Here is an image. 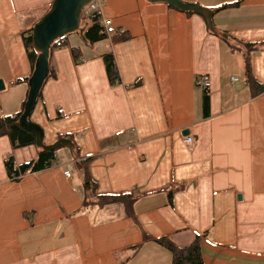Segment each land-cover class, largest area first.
Instances as JSON below:
<instances>
[{
  "label": "crops",
  "instance_id": "1",
  "mask_svg": "<svg viewBox=\"0 0 264 264\" xmlns=\"http://www.w3.org/2000/svg\"><path fill=\"white\" fill-rule=\"evenodd\" d=\"M54 1L0 0V118L18 115L27 100L28 84L13 83L31 73L22 32ZM182 1L210 10L228 38L203 17L165 4L99 0L102 19L129 39L114 43L117 34H109L91 45L78 31L50 53V78L31 122L48 146L71 136L74 151L67 147L53 168L13 183L6 157L22 164L38 151H13L0 138V264H173L159 240L187 247L197 237L205 264H264V95L251 94L244 46L256 44L252 69L264 84V0ZM107 53L116 60L117 86ZM204 75L208 117L197 85ZM88 159L93 191L81 164ZM95 191L132 193V215L128 199L100 205Z\"/></svg>",
  "mask_w": 264,
  "mask_h": 264
},
{
  "label": "trees",
  "instance_id": "2",
  "mask_svg": "<svg viewBox=\"0 0 264 264\" xmlns=\"http://www.w3.org/2000/svg\"><path fill=\"white\" fill-rule=\"evenodd\" d=\"M170 8V7H169ZM172 9V8H170ZM188 16H194V13H186ZM102 17L98 12H87L82 16L81 22V31L84 34L85 40L93 45L99 43L108 38V33L104 25L102 24ZM85 26L84 29L82 27ZM33 28L23 31L22 37L24 41V45L27 51V55L29 58L30 66H31V73L28 77L24 79H18L13 83L15 85H21L23 83H29L30 78L34 72L36 60L38 58V52L34 49L33 46V36H32ZM117 34V32H116ZM115 35V34H114ZM67 37V36H66ZM63 39H59L57 43L63 45ZM129 39V36L126 33H119L113 37L114 43H122ZM256 44L253 43H246L244 46L249 51V56L245 58V66H246V81L251 91L253 97H258L264 95V84L259 82L253 74L252 63H251V53L253 49H256ZM57 48L56 44L52 47L51 53L53 50ZM75 58L78 60L79 52L78 50L74 49L73 51ZM103 62L105 64L109 82L112 86H117L121 84V77L119 74V70L116 64L115 57L112 53H107L102 56ZM50 78V77H49ZM48 81V80H47ZM46 81V82H47ZM46 84V83H45ZM140 83H136L135 86H138ZM208 90H205V94L203 97V108L205 116H209L210 111V96ZM42 92L40 94L38 102L42 99ZM26 101L23 105L21 112L14 116V117H1L0 118V138L1 137H8L13 146V151H17L20 149H24L27 147H35L38 151L37 158L26 163L18 164L13 156V153L9 154L5 161L4 165L7 171L8 178L11 182L17 183L20 182L25 176L29 174H36L42 171L49 170L55 166L58 161L56 151H47L43 148H39L36 145V138L26 131L20 125V117L24 112ZM68 138H72L69 135H60L57 142L61 140H65ZM56 142V143H57ZM69 147V146H67ZM78 151V148H76ZM77 159H80V156H77ZM91 159L86 161L82 160L81 164L86 167L85 171V181L86 184H90L92 186V191L94 189V180L91 177L88 171V165ZM96 194V191H95ZM97 199L99 200L100 205H108V204H115L123 199H128L126 202L128 206L129 215H132L131 207L133 204V196L132 193L127 194H118V195H97ZM88 203L85 202V208H87ZM159 243L167 248L173 255V264H205L203 261L202 255V248H201V240L197 237L193 244L187 247H179L176 244L172 243L166 238H162L159 240Z\"/></svg>",
  "mask_w": 264,
  "mask_h": 264
},
{
  "label": "water",
  "instance_id": "3",
  "mask_svg": "<svg viewBox=\"0 0 264 264\" xmlns=\"http://www.w3.org/2000/svg\"><path fill=\"white\" fill-rule=\"evenodd\" d=\"M93 0H55L51 9L33 27V46L38 52L34 72L29 80V92L20 117V125L36 138V145L47 151H56L64 146H70L74 151L72 142L68 139L61 140L53 145L45 144V132L41 126L31 122V117L38 104L40 94L50 76V53L52 45L59 39L75 32L81 31L82 13ZM152 4H165L181 13H194L205 19L207 26L220 35L228 38L225 34L217 31L212 24V13L210 10L198 4L186 3L182 0H147ZM5 90V84L0 81V92ZM189 130L183 132L189 136ZM90 184H86L89 189Z\"/></svg>",
  "mask_w": 264,
  "mask_h": 264
},
{
  "label": "built area",
  "instance_id": "4",
  "mask_svg": "<svg viewBox=\"0 0 264 264\" xmlns=\"http://www.w3.org/2000/svg\"><path fill=\"white\" fill-rule=\"evenodd\" d=\"M100 7V3L99 0H93L83 11V14L87 13V12H98V9ZM85 10H88L85 12ZM102 24L104 25V27L107 30L108 34H116V30L113 28L111 21L107 20V19H103L102 20ZM58 41L54 42V44L52 45V47L56 44L57 48L61 47L60 43H57ZM234 82H236L237 80L234 79ZM197 85L201 88H203L204 90H209L211 88V80L210 77L207 75L201 76L198 80H197ZM185 143L186 144H192L193 143V138L190 136H187L185 138ZM65 176L67 178H71L72 177V171L68 170L67 172H65Z\"/></svg>",
  "mask_w": 264,
  "mask_h": 264
},
{
  "label": "rangeland",
  "instance_id": "5",
  "mask_svg": "<svg viewBox=\"0 0 264 264\" xmlns=\"http://www.w3.org/2000/svg\"><path fill=\"white\" fill-rule=\"evenodd\" d=\"M86 11H88V10H85V12ZM84 28H85V26L82 27V29H84ZM66 148H67V146H64L63 148L58 150L57 155L60 156L61 160H62V158H64V155L67 153V149Z\"/></svg>",
  "mask_w": 264,
  "mask_h": 264
}]
</instances>
